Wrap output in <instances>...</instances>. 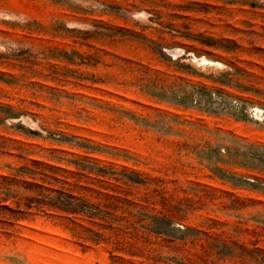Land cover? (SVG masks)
Segmentation results:
<instances>
[{
    "label": "rangeland",
    "instance_id": "rangeland-1",
    "mask_svg": "<svg viewBox=\"0 0 264 264\" xmlns=\"http://www.w3.org/2000/svg\"><path fill=\"white\" fill-rule=\"evenodd\" d=\"M0 264H264V0H0Z\"/></svg>",
    "mask_w": 264,
    "mask_h": 264
},
{
    "label": "trees",
    "instance_id": "trees-1",
    "mask_svg": "<svg viewBox=\"0 0 264 264\" xmlns=\"http://www.w3.org/2000/svg\"><path fill=\"white\" fill-rule=\"evenodd\" d=\"M58 194L55 197H49V204L55 207L58 210L68 212V213H89L90 206L82 203L78 198H75L72 195L65 194L62 191L57 192ZM43 200L36 199L31 202H35L37 204H43Z\"/></svg>",
    "mask_w": 264,
    "mask_h": 264
}]
</instances>
